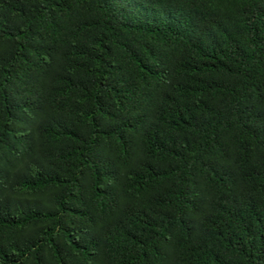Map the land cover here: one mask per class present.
I'll list each match as a JSON object with an SVG mask.
<instances>
[{"label":"trees","instance_id":"16d2710c","mask_svg":"<svg viewBox=\"0 0 264 264\" xmlns=\"http://www.w3.org/2000/svg\"><path fill=\"white\" fill-rule=\"evenodd\" d=\"M0 264H264V0H0Z\"/></svg>","mask_w":264,"mask_h":264}]
</instances>
